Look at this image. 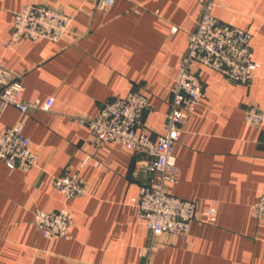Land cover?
<instances>
[{
  "label": "crops",
  "instance_id": "crops-1",
  "mask_svg": "<svg viewBox=\"0 0 264 264\" xmlns=\"http://www.w3.org/2000/svg\"><path fill=\"white\" fill-rule=\"evenodd\" d=\"M0 0V64L23 91L44 103L22 117L38 164L28 172L0 163V264H264V220L252 205L264 195V124L245 123L243 109L264 110V0H212V15L246 30L260 63L247 85L195 66L203 98L182 126L173 157L180 170L173 196L213 206L214 224L194 221L183 237L164 234L148 260L149 233L131 202L146 176L132 177L133 157L118 143L99 148L79 119L132 91L148 97L149 136L163 133L171 91L186 40L208 0ZM56 8L72 18L58 43L24 39L7 45L14 15L25 5ZM20 118L0 109V134ZM78 173L88 194L65 199L53 187L66 170ZM66 209L69 239H46L32 224L34 210Z\"/></svg>",
  "mask_w": 264,
  "mask_h": 264
},
{
  "label": "built area",
  "instance_id": "built-area-1",
  "mask_svg": "<svg viewBox=\"0 0 264 264\" xmlns=\"http://www.w3.org/2000/svg\"><path fill=\"white\" fill-rule=\"evenodd\" d=\"M115 0H97L95 8L105 10ZM212 0L202 8L195 29L188 34L186 53L180 61L177 76L171 91L170 110L165 116L163 133L157 140L149 136V126L142 120L144 113L153 107L147 96L132 91L122 98L104 102L96 115L79 119L78 125L90 131L99 148L106 151L108 142L118 143L132 154V177L144 175L147 179L140 185L138 195L131 202L140 221L149 233V244L141 251L146 260L158 248L164 234L185 236L194 221L214 224L217 211L213 206L199 209L196 201L182 200L170 194L166 187L175 185L180 170L173 157V148L178 143L182 126L189 114L203 98L200 74L195 66H204L220 73L233 85H247L252 80L260 63L254 60L253 36L244 29L231 26L212 15ZM72 18L60 10L43 5H25L14 15V23L7 45L24 39H46L58 43L68 33ZM22 85L0 64V109L14 106L20 118L0 134V163L8 169L28 172L38 164L30 139L24 134L22 117L37 109L47 111L52 99L23 101ZM246 124L259 127L264 124V110L255 106L243 109ZM54 189L65 199L88 194L85 181L78 173L67 169L53 181ZM259 221L264 220V195L252 205ZM32 224L46 239H69L71 214L59 211L34 210Z\"/></svg>",
  "mask_w": 264,
  "mask_h": 264
}]
</instances>
